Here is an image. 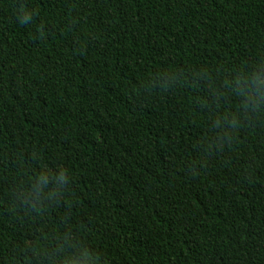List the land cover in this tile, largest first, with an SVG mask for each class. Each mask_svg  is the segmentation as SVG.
I'll return each instance as SVG.
<instances>
[{
    "label": "trees",
    "instance_id": "trees-1",
    "mask_svg": "<svg viewBox=\"0 0 264 264\" xmlns=\"http://www.w3.org/2000/svg\"><path fill=\"white\" fill-rule=\"evenodd\" d=\"M0 264H264V0H0Z\"/></svg>",
    "mask_w": 264,
    "mask_h": 264
}]
</instances>
